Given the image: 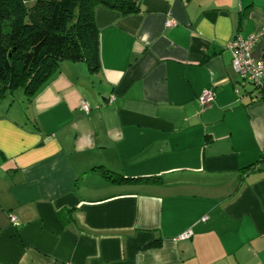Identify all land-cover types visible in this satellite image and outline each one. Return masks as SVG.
Here are the masks:
<instances>
[{
  "label": "crops",
  "instance_id": "1",
  "mask_svg": "<svg viewBox=\"0 0 264 264\" xmlns=\"http://www.w3.org/2000/svg\"><path fill=\"white\" fill-rule=\"evenodd\" d=\"M140 7L94 8L97 67L0 101V264H264V99L227 47L264 31V0Z\"/></svg>",
  "mask_w": 264,
  "mask_h": 264
},
{
  "label": "trees",
  "instance_id": "2",
  "mask_svg": "<svg viewBox=\"0 0 264 264\" xmlns=\"http://www.w3.org/2000/svg\"><path fill=\"white\" fill-rule=\"evenodd\" d=\"M140 4L141 0H0V100L17 89L33 96L64 60L97 67L94 8L102 5L129 15L138 12ZM254 87L264 99V87ZM106 177L112 182L153 181L107 173Z\"/></svg>",
  "mask_w": 264,
  "mask_h": 264
},
{
  "label": "built area",
  "instance_id": "3",
  "mask_svg": "<svg viewBox=\"0 0 264 264\" xmlns=\"http://www.w3.org/2000/svg\"><path fill=\"white\" fill-rule=\"evenodd\" d=\"M167 24H173V21H168ZM264 34V31L252 33L247 37H242L236 34L234 38L227 43V47L231 51L232 59L231 63L234 70L241 76L243 80L253 84L258 88L264 87V66L253 62L250 54L251 48L254 46L256 40ZM214 91L211 89H204L197 96V100L202 108L206 107L214 98ZM80 107L83 111L89 110V104L82 100ZM202 219H205L203 217ZM10 221L13 224H17L16 217L10 215ZM192 235L191 229H187L181 232L179 238H187Z\"/></svg>",
  "mask_w": 264,
  "mask_h": 264
},
{
  "label": "rangeland",
  "instance_id": "4",
  "mask_svg": "<svg viewBox=\"0 0 264 264\" xmlns=\"http://www.w3.org/2000/svg\"><path fill=\"white\" fill-rule=\"evenodd\" d=\"M27 97L28 95L25 94L24 91L22 92L21 90L17 89L12 93L6 94L1 100H4V98H8V100H12L13 104L22 106V104L26 102L25 100H27Z\"/></svg>",
  "mask_w": 264,
  "mask_h": 264
}]
</instances>
